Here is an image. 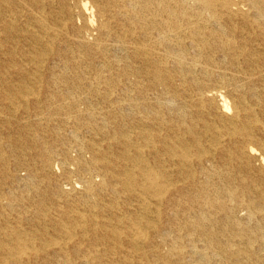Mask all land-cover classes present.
<instances>
[{
	"label": "bare ground",
	"instance_id": "bare-ground-1",
	"mask_svg": "<svg viewBox=\"0 0 264 264\" xmlns=\"http://www.w3.org/2000/svg\"><path fill=\"white\" fill-rule=\"evenodd\" d=\"M0 264H264V0H0Z\"/></svg>",
	"mask_w": 264,
	"mask_h": 264
}]
</instances>
